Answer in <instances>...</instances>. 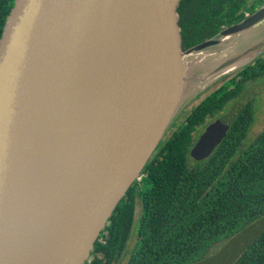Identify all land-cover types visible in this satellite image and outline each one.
Instances as JSON below:
<instances>
[{
	"label": "water",
	"instance_id": "1",
	"mask_svg": "<svg viewBox=\"0 0 264 264\" xmlns=\"http://www.w3.org/2000/svg\"><path fill=\"white\" fill-rule=\"evenodd\" d=\"M179 2L14 0L0 38V264H85L195 96L190 84L224 78L264 51V4L182 51ZM252 28L262 35L235 52ZM197 64L199 78L188 74ZM254 96H240L193 152H212ZM263 231L264 216L198 264H232Z\"/></svg>",
	"mask_w": 264,
	"mask_h": 264
},
{
	"label": "trees",
	"instance_id": "2",
	"mask_svg": "<svg viewBox=\"0 0 264 264\" xmlns=\"http://www.w3.org/2000/svg\"><path fill=\"white\" fill-rule=\"evenodd\" d=\"M13 4L14 0H0V38ZM263 4L264 0L250 5L246 0H180L182 51L214 37ZM262 79L264 59H257L201 100L165 136L113 211L85 264H113L122 257L135 212L138 244L127 264L199 263L213 245L264 216V128L245 144L255 120L252 102L207 159L193 167L188 162L198 127L223 114L249 84ZM232 264H264V231Z\"/></svg>",
	"mask_w": 264,
	"mask_h": 264
},
{
	"label": "rangeland",
	"instance_id": "3",
	"mask_svg": "<svg viewBox=\"0 0 264 264\" xmlns=\"http://www.w3.org/2000/svg\"><path fill=\"white\" fill-rule=\"evenodd\" d=\"M246 2H247L248 5H250L252 3V0H246ZM258 30H259V28H252L251 31H250L251 32V36H249L248 39L246 38V39H244L242 41H240L239 39H237L236 41H240L239 42L240 44H239V46L238 45L236 46V49H235L236 51L235 52H239L242 49H244L245 47H247L248 45L253 44L254 40H256L257 37H260L262 35V34L260 35V31H258ZM255 34H256V36H255ZM198 58H200V57L199 56L195 57V60H193V61H198ZM246 63L247 62H244L243 64L239 65L234 71L226 74L224 78L223 77L222 78H219L217 81L209 82V83H207V81L206 82L205 81L204 82L203 81H200V82L198 81V82H195V83L190 84L191 85V89L193 88L194 91L191 90V89H189L187 92H185V97L184 98L186 99L187 97H189L188 96L189 91H193L192 94L195 95V96L180 104V106L178 108V112H177L176 116L174 117V119L172 121L173 125L172 126L170 125L171 127H169L170 129H168V131L166 132L165 136L170 135V133L173 130H176L177 129V126L181 122H183L185 120L186 116L191 112V110L201 100H203L205 97H207L208 95H210V93H212L214 90H216L222 83H224L225 81L231 79L237 72H239L246 65ZM190 64L195 66V63L190 62ZM198 67H199V64H197L196 67H194V69L191 68L188 71V74L189 75L196 74L198 76V78L201 77V76H203L204 73L202 71L198 70ZM247 88L248 89L246 91L250 90L252 93L255 94V96L253 98H255V97L256 98H255V100L251 104V109L253 111H255V120H254V123H253V125H252V127H251V129H250V131H249V133L247 135L245 144H248L250 141H252L253 139H255L256 136L264 128V79H262L261 81H256V82H253V83L249 84ZM245 92L243 94H245ZM260 93H262V94H260ZM237 100L234 103H232L231 105L228 106L226 112H228L229 109H231L234 106V104L237 102ZM214 119L215 118L207 119V124L210 126L212 124L211 122ZM208 125H207V127H208ZM201 127H198V129L194 133L195 134V137L199 135ZM201 130H203V129H201ZM165 136L163 137V139L165 138ZM193 151H194V148L190 151L189 157H188V159H189L188 162H189V166L190 167L195 166L196 163H198V162L204 161L212 153V152H210L207 155H204L203 156L201 154L202 153L201 152V149H199L198 152H196V153H194ZM139 191L140 190H136L135 191V195H134L135 196L136 204H139V195H138V192ZM136 213L137 212L134 213V215H135L134 221L135 222H134V224L132 226V229H131V234H130L129 240L127 242L126 251L124 252V254L122 255V257L116 263H113V264H127L128 259H129L130 252L138 244V241H137V233H136L137 221L138 220H137V214ZM240 233H241V231L239 233L235 234V236H233V237H236ZM239 237L240 236H238L236 238H239ZM232 238H230L227 241H224V242H221V243H217L216 245H213L211 247V249L209 250L208 256L204 260L209 259L210 257L212 259H214L216 257L221 256V252L225 249L226 244ZM196 264H198V263H196Z\"/></svg>",
	"mask_w": 264,
	"mask_h": 264
},
{
	"label": "bare ground",
	"instance_id": "4",
	"mask_svg": "<svg viewBox=\"0 0 264 264\" xmlns=\"http://www.w3.org/2000/svg\"><path fill=\"white\" fill-rule=\"evenodd\" d=\"M247 37H248V33L245 32V33L241 34L240 36H238L237 38H238L240 41H242V40L246 39ZM231 49H232V45H228V46H226V47H219V48H217V49L214 51V53L216 54V57H217V56H219V55H222V54H224V53H227V52L230 51ZM213 61H214L213 58H212L211 60L206 59V60L203 62V64H202V69H204V67H206V65H210V64H212ZM240 63H241V62H236V63H234V64H231V65L227 66V67L225 68V70H232V69L238 67Z\"/></svg>",
	"mask_w": 264,
	"mask_h": 264
},
{
	"label": "flooded vegetation",
	"instance_id": "5",
	"mask_svg": "<svg viewBox=\"0 0 264 264\" xmlns=\"http://www.w3.org/2000/svg\"><path fill=\"white\" fill-rule=\"evenodd\" d=\"M258 1H259V0H252V3H253V2H258ZM226 27H227V26H226ZM221 30H222V29H221ZM221 30H220V31H221ZM185 51H186V50H185ZM257 59H260V60H261V59H264V51H263L262 53H260L258 56H256V57H255V60H254L253 62H251L250 64L254 63ZM250 64H249V65H250ZM223 81H224V80H223ZM227 81H228V80H227ZM225 82H226V81H225ZM225 82H224V83H225ZM224 83H222L219 87H221ZM219 87H218V88H219ZM218 88H217V89H218ZM247 89H248V88H247ZM247 89H246V90H247ZM246 90H245V91H246ZM245 91H244V92H245ZM244 92H243V93H244ZM243 93H242V94H243ZM210 94H211V93H210ZM242 94H241V95H242ZM260 94H262V93H260ZM241 95H240V96H241ZM240 96H239V97H240ZM239 97H238V98H239ZM238 98H237V99H238ZM255 98H256V97H255ZM255 98H253L250 102H253V101L255 100ZM237 99H236V100H237ZM250 102H249V103H250ZM225 113H226V111H225L223 114H221L220 116L216 117L211 123L215 122L218 118L222 117ZM254 115H255V111H254ZM209 124H210V123H209ZM207 125H208V124L206 123V125H205L203 128L201 127V129H203V130L200 129V133H199V135L195 137V139H196L195 142H196V141L198 142L199 139L202 137V135L204 134V132H205V130H206V128H207ZM208 126H209V125H208ZM228 130H229V129H228ZM226 133H227V132H226ZM225 135H226V134H225ZM223 139H224V137L221 139V141H222ZM197 142H196L195 144H197ZM219 143H220V141H219ZM219 143H218V144H219ZM215 146H216V145H215Z\"/></svg>",
	"mask_w": 264,
	"mask_h": 264
}]
</instances>
